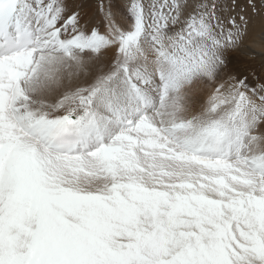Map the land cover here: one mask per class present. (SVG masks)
Returning a JSON list of instances; mask_svg holds the SVG:
<instances>
[{
    "label": "snow or ice",
    "instance_id": "snow-or-ice-1",
    "mask_svg": "<svg viewBox=\"0 0 264 264\" xmlns=\"http://www.w3.org/2000/svg\"><path fill=\"white\" fill-rule=\"evenodd\" d=\"M236 6L0 0V264H264Z\"/></svg>",
    "mask_w": 264,
    "mask_h": 264
},
{
    "label": "bare ground",
    "instance_id": "bare-ground-1",
    "mask_svg": "<svg viewBox=\"0 0 264 264\" xmlns=\"http://www.w3.org/2000/svg\"><path fill=\"white\" fill-rule=\"evenodd\" d=\"M146 2H150V0H146ZM75 3H83L85 5V10L89 11L91 10L92 6H94L92 0H75ZM259 18L250 17L252 23L249 25L248 33L251 32V35L249 37L247 33V35L241 41L239 48L235 50H238L242 53L244 58L243 61L246 62V65L249 68H251L250 71H252V69L254 70L253 75L258 76L257 82L264 83V70L262 71V67H264V24L262 21L258 20ZM245 50L249 51L246 52ZM256 62H262L263 65L260 64L262 69H258L260 67L256 65ZM231 73L240 77L246 75L243 73L241 68H236ZM244 78L247 79L249 87H254L253 81L250 77L246 75Z\"/></svg>",
    "mask_w": 264,
    "mask_h": 264
},
{
    "label": "rangeland",
    "instance_id": "rangeland-1",
    "mask_svg": "<svg viewBox=\"0 0 264 264\" xmlns=\"http://www.w3.org/2000/svg\"><path fill=\"white\" fill-rule=\"evenodd\" d=\"M92 2L95 4V0H92ZM230 2V0H229ZM121 5L123 4V0H120ZM255 3L257 5V8L261 7V0H255ZM236 8H235V13H240L241 9H243V14L246 15L247 17H257L259 18L258 20L262 21L264 24V19L261 18V16H256L253 13V10L249 7V0H236ZM249 37L251 35V32L248 33ZM248 37V39H249ZM229 58H230V62L228 64V67L224 70V72L221 73V81H228V78L230 76H236L235 74H232L231 72L233 70H235L236 68H241L243 73H245L248 77H250L253 81L254 87H257L261 84L259 82H257V77L256 75H253L254 70L252 69V71H250L251 68H249L246 65V62L243 61V55L240 51L238 50H233L228 54ZM255 62V61H254ZM243 63V64H242ZM237 64V65H236ZM260 64H262V62H256V65L260 67ZM234 65V66H233ZM263 65V64H262ZM263 68V69H262ZM260 67L258 69H262V71L264 70V67ZM246 75L242 76L241 78H244Z\"/></svg>",
    "mask_w": 264,
    "mask_h": 264
}]
</instances>
